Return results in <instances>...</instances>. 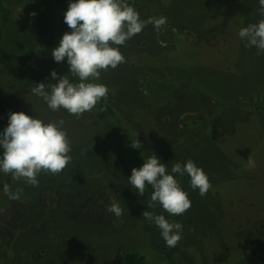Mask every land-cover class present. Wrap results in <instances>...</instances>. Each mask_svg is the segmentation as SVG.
Returning a JSON list of instances; mask_svg holds the SVG:
<instances>
[{"label":"rangeland","instance_id":"1","mask_svg":"<svg viewBox=\"0 0 264 264\" xmlns=\"http://www.w3.org/2000/svg\"><path fill=\"white\" fill-rule=\"evenodd\" d=\"M128 2L141 19L164 16L167 24L160 31L148 24L118 46L125 62L95 81L107 86L113 113L97 104L77 117L50 110L31 91L56 83L53 70L78 78L68 63L63 72L17 58L51 55L71 31L69 0H0L8 11L4 21L0 9V46L10 53L0 55V132L9 112L63 119L72 148L71 163L59 175L40 174L38 187L0 173V264H122L127 252L141 264H169L161 252L169 247L145 210L183 224L169 248L179 264H264V54L238 35L261 19L258 0ZM244 97L251 102L235 101ZM152 153L169 174L192 159L209 177L201 197L187 174H173L191 201L185 214L148 208L151 187L140 195L128 184ZM5 184L23 187L21 199H9ZM113 198L119 217L108 211Z\"/></svg>","mask_w":264,"mask_h":264},{"label":"clouds","instance_id":"2","mask_svg":"<svg viewBox=\"0 0 264 264\" xmlns=\"http://www.w3.org/2000/svg\"><path fill=\"white\" fill-rule=\"evenodd\" d=\"M258 5L257 12L261 19L241 27L238 35L246 42V47H255L257 55H261L264 54V0H258ZM64 22L71 31L62 35L51 55L57 63L66 58L69 72L78 77L79 82H70L67 75L57 76L53 70L51 77L56 83L35 84L31 91L41 97L50 110L60 111L62 108L79 117L92 111L101 100L107 99V86L95 81L100 80L101 72L115 69L125 62L118 46L141 33L148 24L160 31L166 26L167 18L141 19L128 0H69ZM136 145L141 146L137 141ZM132 147L138 148L133 144ZM0 149V173L32 187L39 186L40 174L59 175L72 161L71 141L64 129V120L45 123L24 112H9L8 124L0 132ZM247 165L252 169L256 162L249 156ZM171 173L167 165L152 153L144 157L140 168H132L128 184L140 195L145 194L146 187H151L148 208L159 205L169 215L180 216L190 209L191 201L173 174H187L190 187L198 189L201 197L208 193L212 185L204 170L192 159L183 164L174 163ZM3 191L9 199L19 200L24 188L17 187L12 191L5 184ZM108 211L117 217L123 215V209L115 198ZM142 217L160 229V235L169 248L176 247L182 239V223L170 222L165 215L147 210L143 211Z\"/></svg>","mask_w":264,"mask_h":264},{"label":"trees","instance_id":"3","mask_svg":"<svg viewBox=\"0 0 264 264\" xmlns=\"http://www.w3.org/2000/svg\"><path fill=\"white\" fill-rule=\"evenodd\" d=\"M0 9H1V12L3 13V16H4L3 20L4 21L7 20L8 11L2 6L1 3H0ZM4 21H3V23L5 24ZM0 41H1V38H0ZM5 54L8 55L10 53H7V51H5L4 48L0 46V55H5ZM17 55H18L17 58H20L24 64H32V63L39 62L41 64H48V65L58 69L59 71H61V70L63 72L67 71V68H66L67 62L66 61L57 63L54 61L52 55H50L48 53L46 54V56L39 55V54H25V55L24 54H17ZM70 80L73 81L74 83L79 82L78 78H76V79L70 78ZM235 101L238 103H241V104H243L247 101L251 102L250 98H247V97H244L242 99L235 100ZM98 104L102 108L104 107L110 114L113 113L111 110V107L107 104L106 100H101L100 102H98ZM163 248H164V246H163ZM162 249H161V252H164V254H165L164 259L167 263H169V264H174V263L177 264L178 263V254H176V252H174V253L170 252L169 248H164V251ZM174 257H176V258L174 259ZM122 264H141V259H140L139 254H137L136 252L125 253L123 256V259H122Z\"/></svg>","mask_w":264,"mask_h":264}]
</instances>
